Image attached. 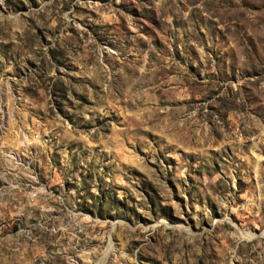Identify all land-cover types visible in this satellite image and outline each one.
Listing matches in <instances>:
<instances>
[{"label": "rangeland", "instance_id": "obj_1", "mask_svg": "<svg viewBox=\"0 0 264 264\" xmlns=\"http://www.w3.org/2000/svg\"><path fill=\"white\" fill-rule=\"evenodd\" d=\"M0 264H264V0H0Z\"/></svg>", "mask_w": 264, "mask_h": 264}]
</instances>
